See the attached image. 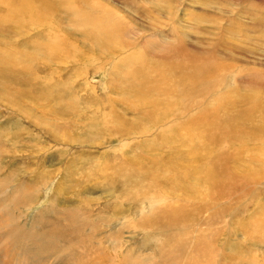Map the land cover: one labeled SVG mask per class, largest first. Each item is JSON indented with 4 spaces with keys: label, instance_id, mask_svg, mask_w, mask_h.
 Instances as JSON below:
<instances>
[{
    "label": "rangeland",
    "instance_id": "obj_1",
    "mask_svg": "<svg viewBox=\"0 0 264 264\" xmlns=\"http://www.w3.org/2000/svg\"><path fill=\"white\" fill-rule=\"evenodd\" d=\"M5 1L8 2V6L3 3L5 6L3 7L0 4V12L7 10L16 2ZM76 2L79 12H83L79 13L81 19L76 15L66 16L63 12H58L61 8L59 5L60 8L53 13L55 17L51 14L53 19L51 12L48 13L47 18H50L49 21L53 20L56 30L36 25L35 21L32 23L30 20L29 23L24 21L20 26L18 23L12 24V28L8 30L10 33L11 30L13 32L9 34L10 41L18 51L9 57L12 61L16 60L18 65L26 62L28 53L37 46L40 48L38 50L42 51L45 49L56 51L57 48L56 52L59 54H53L51 59L48 57L46 59V56L36 50V57L42 62L34 63L23 80L15 78L12 72L10 76L14 77L12 76L11 82L2 84L3 80H0L2 84L0 264H217V262L241 264V260L251 262L250 264H264V237L261 236L264 234V180L257 192L253 191L255 195H261L262 199H258V202L254 200L255 195L252 196V191L247 185V183L250 185L253 169L257 168L260 161H264V150L261 153L259 151V148L261 150L264 147L261 148L258 144L262 143L261 146H264V140L255 143H252L253 140H243L241 141L243 144L219 141L213 145V151L221 148V152L228 154L231 159L234 158L233 161L241 163L240 167L235 168L233 177H226V185L230 187L225 186L224 190V194L231 198L230 203L237 206L222 201L221 175H218L220 179L216 190L207 189V195L204 192L201 198L196 197V192L191 193L178 187L170 188L168 179H164L156 189L149 190L145 195L163 191L170 197V203L159 210L162 211L160 216L165 230L158 225L160 223L157 222L156 213L151 215L140 213V206L144 201V186L141 184L131 186L125 183L124 188H121L123 181L110 179V172L117 171L114 169L118 166L122 168L127 164L128 169L135 170V166L133 164L130 166L131 163L128 161L137 153L135 151L138 149L137 142L142 143L141 147L144 148L154 141L151 135L150 137L147 135L148 132L140 131L134 135L122 126V133L114 129L113 124L117 118L122 121H134L136 116L138 118L142 116L140 111L129 103L123 104L125 101L122 99L121 88L124 91L136 88L141 80L148 85L145 72L144 76L131 77L125 74V71H133L144 64L145 67L149 66L145 69L150 68L151 75L159 76V71L168 74L174 69L173 79L181 85V76L177 70H189L192 73L195 69L199 73L202 71L207 73L215 69L211 80L209 81L210 77L205 74L202 82L209 87L208 94L198 99L192 97L189 104L192 114L200 119L209 138L221 134V90L225 84L229 83V87L222 92L224 98L240 93L253 97L264 106V0H76ZM12 8L3 15L18 17L13 15ZM84 12L90 15H85ZM83 17H87V23ZM95 17L112 20L114 30L121 28V25L128 24L129 28L131 24L133 25L134 39L130 38L133 36L132 32L118 39L112 36L111 44L115 43V46L116 44L118 46L120 43L121 48H124V51L113 59L100 54L98 50L94 52L87 49L89 41L83 36V29L79 28V25H82L83 20L91 26L90 23ZM47 18L45 21L48 22ZM9 43L0 46V49L10 48ZM65 48L67 52L63 53L62 49ZM194 64L198 65L192 67ZM208 65L210 67L207 70ZM15 66L20 69L17 64ZM226 67H230L232 72L240 69V72L237 71L236 78L233 74L228 78L223 77L225 71L219 69ZM222 79L224 83L227 82L223 84ZM185 83L186 86L187 83L193 84L189 80ZM23 87L30 89L25 92L27 94L19 92ZM41 88L48 90L42 93ZM190 91L194 94L195 89L190 88ZM135 92L139 93L140 87L137 86ZM7 96L17 98V103L10 102ZM115 97L119 101L118 104L116 100L113 101ZM176 101L175 99L174 102ZM110 107H115L114 111ZM240 107L236 109L237 112ZM106 117L110 122L107 125L108 131H105ZM185 118L186 115H182L177 119L180 122L174 126L173 131L182 129ZM9 136L12 138H8ZM123 140L127 142L124 141L125 146L122 145ZM237 147L241 149L238 150ZM181 149L184 150L183 147ZM213 154L211 152L202 161L204 164L207 162L206 169L212 167L217 169L221 161L220 157L212 158ZM181 163L187 164V159ZM249 165L250 176L246 175L247 179H244L246 184L240 187L241 184L238 182L240 176H236L240 174L238 170H244ZM189 167L185 165L177 171ZM125 179H130V176ZM109 181L117 187H113ZM233 181H237L238 184L232 186ZM197 184L199 185V182ZM150 188L148 185L147 189ZM197 190L198 188L194 191ZM186 194L189 197L186 198ZM184 199L189 203L193 201L199 203L200 206L176 205V201ZM180 210L199 212L192 216H179ZM209 213H214L213 218L221 219V223L212 222L213 225L207 226L200 224L198 233L191 230L192 235L198 234L192 236V239L190 233L187 235V230L185 234L183 230L174 229V224L180 218L188 222L206 220L210 218ZM227 213L231 216L223 217V214ZM202 227L203 229L206 227L204 232L200 230ZM189 228H192V225H189ZM178 231L180 233L183 231L182 234L185 235L180 238L182 235ZM247 231L248 240L252 238L257 250L248 247L243 249L241 246L240 237ZM227 233L231 236L229 237ZM229 241L235 243V247L232 245L228 247Z\"/></svg>",
    "mask_w": 264,
    "mask_h": 264
},
{
    "label": "bare ground",
    "instance_id": "obj_2",
    "mask_svg": "<svg viewBox=\"0 0 264 264\" xmlns=\"http://www.w3.org/2000/svg\"><path fill=\"white\" fill-rule=\"evenodd\" d=\"M58 2H56V0H16V2H14L15 3L14 5L10 6L7 10H4V11L0 12V26H1L0 27V46L7 45L8 42H10L9 44H11L9 34H11L13 32L11 30V33H10L8 30L10 28H12V24H17L18 23V26H20L21 24H23L24 21H26L25 23H27V22L29 23V20H30V21H32V23H34V21H35L36 25L38 24V25L43 26V27L46 26V28H48V29H51V30L54 29V30H56L55 29L56 28V24L53 23V20L49 21L50 18L48 19L47 16H48V13L49 12H51L50 15L53 14V13H55L54 11L57 12V10L60 7L61 8H60V10H58V12H60V13L63 12L66 16L76 15L79 19H81V17H79V13H83V12H81V11L79 12V9H78V7L76 5L77 4L76 0H59ZM3 3L5 4V6H8V2L7 1L0 0L1 6H3L2 5ZM58 5L60 7H58ZM5 6H3V7H5ZM11 7H13L12 9H14V11H12L13 15L14 16L17 15L18 17H6V16L3 15V14H7L9 12V10H10ZM24 13H25V15H24ZM84 14L85 15H90V14H86L85 12H84ZM58 15H60V14H58ZM43 16H45V18L48 19V22L45 21L46 20L45 18H42ZM53 16L55 17L54 14H53ZM53 16L51 15V19H53L52 18ZM18 18H19V20H17ZM83 20L86 23L88 21L87 17H83ZM83 20H82V25H79L80 26L79 28L83 29V32H84L83 36L87 37V39H88L87 41H89L88 42L89 45H88V48H87L88 50L89 49H92V51L98 50V52L100 54L105 55V56H107L109 58H112V59H113V57L115 58L116 55L121 54V52L124 51V48L123 47L121 48L120 43H119L118 46H117V44L115 46V43H114V45L111 44V38L113 36L114 39H118V38L122 37L125 34L129 35V32H132L133 31V29H132L133 28V25L132 24L130 25V28L127 27L128 24H125V25H121V28H118V29H115L114 30L113 26L111 25L112 22H113L112 20H108V19H102L101 20L99 17H95V19L94 20L91 19L92 20L91 21L90 18H89V20L91 21V23H90L91 26L87 25ZM115 23H117V22H115ZM74 25H75V27H77L76 24H74ZM74 25H72V26H74ZM118 25H119V23H118ZM122 26H124V27H122ZM136 28H138V27H136ZM149 30H150V28H149ZM146 31L149 34L148 30H146ZM132 33H133L132 34L133 36H130V38L134 39L135 38L134 32H132ZM138 34H139V32H138ZM138 34H136V35H138ZM55 37H58V36H55ZM138 38H140V36ZM145 38H146V36H145ZM55 43L56 42H54V44ZM13 44L14 43L11 44L10 48H2V49H0V65L2 66V68L0 69V71L3 74V75L0 74V80H3V83L2 84H4V83L6 84V82H11L12 81L11 78H12L13 75L10 76V73L11 72L15 74L14 75L15 78L16 77H19L20 79L23 80L25 78V76L29 73L28 69L29 68H33L34 63H36V62L37 63L42 62V61H40V60L37 59V57H36V50L39 53H42L44 56H46V59H47V57L49 59L53 54H59V53L56 52L57 51V48H56V51H52L53 49L52 50H46L45 49L44 51L38 50L40 48L37 46L38 45L37 44L36 45L37 46L36 49H33L31 52L28 53V58H27L26 62L20 63V65H21L20 66V65H18V63H16V60H13L12 61L10 59V57H9L13 52H18V51L15 50V47H13ZM233 48H234V46H233ZM243 48H245V47H243ZM62 51H63V53L64 52H67V49L66 48L65 49H62ZM60 52H61V50H60ZM95 56H97V55L95 54ZM97 58H98V56H97ZM92 60H93V58L91 59V61ZM173 60H174V58H173ZM89 61H90V59H89ZM86 63H89V62L86 61ZM16 64H17V66L20 67V69H18V67L15 66ZM197 65L198 64H194V66H192V67H195ZM139 66H141V64ZM147 67H149V66H146L145 67V65L142 64V66L140 68H138V69H134V70L132 69L133 71H129V70L128 71H125V74H127L128 76H131V77H138L140 75L144 76L143 73L145 72V74H146V76L148 78V82H147L148 85H146L145 82L143 80H141V82L137 85L138 87H140V92L139 93L138 92H135V89L137 88V86H136V88H131V89H128V90H125V91L123 90V88H121L122 89L121 90L122 91V96H123L122 99H124L123 101H125L123 104H126L127 105V103H129L134 109H136L137 111H140V113L142 114V116L140 118H138L136 116L137 118L135 117L134 121H132V120L122 121L119 118H117V119H115L116 121L113 124V126H114V129L117 132H119V133H122L123 132V130L121 129L122 127L126 131H128L129 133H134V135H136L137 132L140 133V131H141V133L142 132L143 133H147L148 132L147 135L148 136L151 135L152 138L154 139V141H153V143H150V144L146 145L144 148H142L143 146L141 147L142 143L139 144V142H137L138 143V145H137L138 146V149L135 150L137 153L134 154L133 156H131L130 160L128 161V162L131 163L130 166L132 164L135 166L134 167L135 170L128 169L129 167L127 166V164H124V167H122V168L120 166H118L117 169L116 168L115 169L113 168L114 170H117V171H113L112 170V172H110V179H116V180H119L120 182L123 181V184L121 185V188H124L125 183L126 184H131V186L132 185H135V184H141V186L142 187L144 186V188H145V189H143L144 190L143 191L144 199L146 197H148L145 194L149 190H151V189H156L161 184V182L164 179H168V181H169L168 182V185H169L170 188L178 187L180 189H184V191H190L191 193L196 192V197L197 198H201V197H203L204 192L207 195L208 190H210V189L216 190L215 187L217 186L218 180L220 179L219 176L221 175V194L223 196L221 198H223V200H222L223 202H229L230 203V200H231V198L229 199L230 196L228 195L229 196L228 197L227 195L224 194V192H225L224 191L225 190V186L226 187L227 186L230 187L229 185H226V181H227L226 180V177L227 176H232L233 177L234 176L233 173L236 170L235 168L236 167H240L241 166V163H240V161H233L234 158L231 159L228 154H226L224 152H221V148L220 149H217L216 151H213V145H216V143L219 142V141L230 144V143H239V142L242 143L241 141H243V140H247V141L248 140H253L254 142H252V143H255V141L261 142V140H264V106H261V103L262 102L259 103L258 101H255L256 99H254L253 97L248 96V95H243V94H240V93H238V94H236L234 96L228 97V98H224L222 96V92H223L224 89L225 90L228 89L229 83H228V85H226L225 83L227 81L224 83V81L222 79L223 84H225V85H224L223 90H221L222 91L221 92V134H215V135H212L209 138L208 132L205 129H203V126L201 124L200 119L196 118L195 115L192 114V108H189L191 106L189 104L191 102L192 97H195L196 99H198L199 97H204V96H206L208 94V92L210 91L209 90V87H207L205 84H202V82H203L204 77L206 76L205 74H207V77H210V79H208L210 81L212 75L214 74V70L215 69L212 68L213 69L212 72H207V73H205L202 70H201L202 73L197 72L198 71L197 70L198 67L196 68L197 71H195V69H193L192 73L189 72V70L188 71H183L181 69H180V71L177 70L176 72H178L180 74L181 80H182L181 81V85H179L173 79V76L174 75H172V74L174 72V69L170 70L169 72L167 71L168 74H163L162 71H161V73L159 71V76H156V74L155 75H151L150 74V68L145 69ZM209 67H210V65H208L206 67V69L208 70ZM219 67L220 66L218 65L217 68H219ZM221 67H223V65ZM219 70H224L225 73H223V77L224 76H227V78L230 77L231 74H233L235 76L237 74V71L240 72V69L235 70L234 72H232L231 69H230V67L221 68ZM238 74H240V73H238ZM235 78H236V76H235ZM186 80H189L193 84L187 83V86H186V83H185ZM2 84H0V85H2ZM149 84H151V85H149ZM30 86L32 87V85H30ZM190 88H194L195 89L194 94H192V91H190ZM29 90L30 89H28L26 87H23V89L21 88L19 90V92L25 93V92H28ZM46 90H48V89L41 88V92L42 93H45ZM111 91H112V88H111ZM14 92H15V90H14ZM114 93H116V92H114ZM25 94H27V93H25ZM28 96H29V94H28ZM30 96H31V94H30ZM7 98H8V100L10 102L17 103V98L16 99H12L9 96H7ZM26 99H27V97H26ZM118 99H120V97ZM175 99L177 100L176 102H174ZM30 100H29V102H30ZM114 100H116L117 104L119 103V101L116 99V97H115V99H113V101ZM182 100H183V102H181ZM25 101H27V100H25ZM41 101H42V99H41ZM94 101H95V99H94ZM36 104H37V102H36ZM72 106H75V105H71V107ZM126 107H128V106H126ZM238 107H240V110H238V112H237L236 109ZM97 108H99V107H97ZM100 108H101V105H100ZM114 108H111V110L114 111ZM258 108H261V109L260 110H257ZM16 109H18V108H16ZM75 111L76 110L74 109V112ZM26 113L28 114L29 112H26ZM79 114H81V113H79ZM200 114L203 115L202 113H200ZM182 115H186V118H185V120L183 122L182 129L179 130V131H173L174 130V126H176L180 122V121H177V119H179V117L182 116ZM256 115H258V116H256ZM254 117H255V119H254ZM94 118L95 117H92V119H94ZM256 119H258V120H256ZM254 120L257 121L258 123H256ZM95 122L97 123V121H95ZM96 123H95V125H97ZM104 123L106 124L105 131H108L109 130V127H107V125H109L110 122L107 120V117H106ZM98 124H100V123H98ZM15 127H17V126H15ZM101 127H102V125H100V128ZM110 127H111V125H110ZM93 131H94V129H93ZM105 131H104V133H106ZM87 133H89V132H87ZM109 133H110V131H109ZM94 134H96V133H94ZM5 135H7V134H5ZM14 135H15V133H14ZM106 135H107V133H106ZM155 137L157 139H155ZM8 138H12V136L11 137L9 136ZM90 138H93V137H90ZM145 138H146V136H145ZM115 139H116V137H115ZM146 139H149V138H146ZM66 141H67V139H66ZM124 141L125 140H123V144H122L123 146H125ZM150 141H151V139H150ZM145 144H146V142H145ZM258 144H259V147H261V148L264 147V146H261L262 143H258ZM118 145H120V144H118ZM182 147L184 148V150L181 149ZM237 148H238V150L241 149L240 147H237ZM164 149H167V150H164ZM263 150H264V148H262L261 150L259 148L260 153ZM178 152L180 153L179 155H178ZM211 152L214 153L213 156H212V158H219V157L221 158V161L217 165V169L215 167H212L211 169H206L205 166H206L207 162L205 164L202 162L203 159L208 154H210ZM237 155H239V153H237ZM200 156H202V157H200ZM185 159H187V164H182L181 161L182 160H185ZM240 159H241V157H240ZM244 160H246L245 157H244ZM200 163H201V165H200ZM185 165H187V166L189 165L190 167L188 169H186V170L177 171L178 169L182 168ZM243 165H245V163ZM100 167H98V168H100ZM249 168H250V165H249V167H246V169H244V170H241V171L238 170L240 174L239 173H237V174H239V175H236V173H235L236 176H238V177L240 176V179H238V182H240V184H241L240 187L242 186V184H244V185L246 184V181H244V179L247 176H250L249 173H251V171H250L251 168L250 169ZM101 170H102V168H101ZM101 170H100V173H101ZM253 171H254L253 175L250 176L251 178L249 177L251 179L250 185H249V183H247V185L251 189L252 196L254 197L255 192H257L256 190L259 189V187L262 185V180H264V161H262V162L260 161V163L257 165V168L255 170L253 169ZM217 172H219V174ZM184 173H186L185 176H183ZM196 175H199V177H196ZM129 176H130V179H125V177L127 178ZM104 178H105V176H104ZM229 179L230 178L228 177V180ZM144 182H146V184H144ZM197 182H199V185L197 184ZM233 182L234 183L230 182V183H232V186H235L236 184H238L237 181H233ZM109 183L113 187H117L111 181H109ZM148 185L151 186L150 189H147V186ZM245 187H247V186H245ZM197 188H198V190L197 191H194ZM231 188H233V187H231ZM230 189H228V192L229 193L231 192V191H229ZM254 190H255V192H253ZM126 193H128V192L126 191ZM248 194H250V193H248ZM187 197H189L188 194H186V198ZM246 197H249V196H246ZM254 198H255L254 199L255 201H257L258 199H262L261 198V195L258 196L257 194L255 195ZM222 201H221V203H222ZM233 202H235V201H233ZM249 202L251 203L252 201L250 200ZM242 203H240V204H242ZM247 203H248V201H247ZM226 204H228V203H226ZM231 204L237 206V204H235V203H232L231 202L230 205ZM176 205H178L179 207H187V206L198 207V206H200L199 203H196L194 201H193V203H189L186 199L176 201ZM238 206H241V205H238ZM161 212L162 211H157V212H155L156 214L155 213L154 214H155V217H158V221L157 222L160 223L158 225H160L161 227L158 226V225L157 226L160 227V228H163L162 227V222H161V216H160L161 215ZM198 212L199 211H187L186 212L185 210H180V211H178V214H179V216H185V215L192 216V215H194V214H196ZM260 214H262V213H260ZM165 216H167V215H165ZM230 216H231V214H229V213H227L226 215L223 214V217H230ZM209 217L210 218H208L206 220H198V221L197 220H191L189 222L186 219L180 218V220L177 221L174 224V229L176 231L178 229L179 230H183L185 234L188 231L187 232V235H188V233H190L191 235L190 234L189 235H190V237L192 239V236H194L195 234L198 233V231H199L198 230V227H199L200 224H204V225L207 226L209 224H212L213 225L214 223H212V222H215L216 224L221 223V219H217L216 220V219L213 218L214 217V213H209ZM152 218L154 219V217H152ZM263 221H264V217H263ZM255 224H257V223L255 222ZM189 225H192V228H189ZM228 225H230L229 222H228ZM155 228H154V230H156ZM205 228L206 227H204V229ZM204 229H203V227L200 228V230L203 231V232L205 231ZM215 229H216V226H215L214 230ZM163 230H165V229L163 228ZM189 230H190V232H189ZM191 230L192 231H195V232L197 230L198 231H197V233H195L194 235H192ZM156 231H158V230H156ZM183 231H182V233H183ZM182 233H180V235H182L180 238H182L185 235V234H182ZM247 233H248V231L247 232H243L242 235L240 234L241 235V237H240L241 240L240 241L242 242L241 246L243 247V249L245 247L252 248V249L257 248V247H255V246H257V245H255L256 243L253 242V240H252L251 237H249L251 239L248 240V238H247V235L248 234ZM258 233H261V232L258 231ZM157 234H159V233H157ZM227 234L229 235V233H227ZM252 235L254 236V234H252ZM230 236L231 235H229V237ZM261 236L264 237V234H261ZM196 237L197 236H195V238ZM233 238H234V236L232 237V239ZM256 238H258V236ZM188 239H190V238L188 237ZM205 239H207V238H205ZM211 239H214V238L211 237ZM255 239H254V241H255ZM259 239H260V237H259ZM186 240H185V243L187 245ZM156 241H158V239ZM188 241L190 242V240H188ZM230 241H231V239H230ZM230 241H229L230 244L228 243V247H229V245L230 246L232 245V247H235L234 245H236V244L235 243H231ZM192 242H194V240H192ZM194 243H196V242H194ZM263 244H264V242H263ZM199 246H200V244H199ZM194 247H197V246H194ZM180 249H181V247H180ZM199 249L200 248H198V250ZM255 250H257V249H255ZM177 252L178 251H176V254L178 255ZM200 252H201V250H200ZM115 255L118 256L117 253ZM7 256H8V259H9V255H7ZM188 257L189 256H187V258ZM241 259H239V260H241ZM35 261L37 262V260H35ZM35 261H33V262H35ZM111 261L113 262V260H111ZM12 262H13V260H12ZM12 262H10V263H12ZM187 262L190 263L189 261H187ZM240 262H241V264H245V263L250 264L251 263V262H245L244 260H241ZM217 264H218V262H217Z\"/></svg>",
    "mask_w": 264,
    "mask_h": 264
},
{
    "label": "clouds",
    "instance_id": "obj_3",
    "mask_svg": "<svg viewBox=\"0 0 264 264\" xmlns=\"http://www.w3.org/2000/svg\"><path fill=\"white\" fill-rule=\"evenodd\" d=\"M170 203V197L166 192L156 191L144 199L140 206L141 215H151Z\"/></svg>",
    "mask_w": 264,
    "mask_h": 264
}]
</instances>
